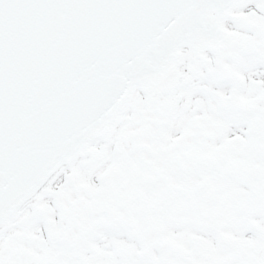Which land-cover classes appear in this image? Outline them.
<instances>
[{
    "label": "snow or ice",
    "instance_id": "obj_1",
    "mask_svg": "<svg viewBox=\"0 0 264 264\" xmlns=\"http://www.w3.org/2000/svg\"><path fill=\"white\" fill-rule=\"evenodd\" d=\"M0 264H264V0H0Z\"/></svg>",
    "mask_w": 264,
    "mask_h": 264
}]
</instances>
